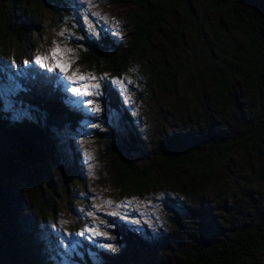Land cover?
Here are the masks:
<instances>
[{"label": "rangeland", "instance_id": "1", "mask_svg": "<svg viewBox=\"0 0 264 264\" xmlns=\"http://www.w3.org/2000/svg\"><path fill=\"white\" fill-rule=\"evenodd\" d=\"M190 1L191 20L181 8L176 15H168L158 36L152 39L153 45L136 53L116 76L107 69L104 58L89 63L82 54L88 51L87 40L99 42L103 38L112 43L114 49L106 47V54L126 47L131 29L128 17L137 11L133 0H93L90 8L87 0H26L27 15L39 25L38 47L30 51V57L47 54L49 49L59 45L62 49L74 50L66 57H58L62 61H76L69 74L91 72L99 76L106 73L109 78L127 76L134 83L126 84L127 91L122 92L117 85L102 81L101 96L80 97L66 90V85H71L62 73L41 67L33 58L35 71L51 77L66 107L79 112L78 122L73 127L65 122L61 130H56L45 127V121L53 117L57 122L59 118L48 117L14 98L7 90L11 86L9 73L4 76L0 69V95L9 96L3 105L4 114L10 120L24 119L47 128L53 141L54 163H48L51 183L41 187V193L32 187L30 174L28 178L22 176L29 170L20 162L15 167L18 173L10 178L8 189L16 203L19 224L38 223L43 211L42 197H49L56 212L54 217L41 221L49 224L55 233L72 240L70 247H64L65 251H76L80 256L84 250L89 255L88 244L98 250H118L120 246L112 238L110 226L119 221L133 230L151 234L159 263L169 264L171 259L168 252L162 250L163 243L169 242L176 256L179 255L177 248L189 250L191 246L188 238L176 234L171 223L175 216L209 241L221 240L230 226L254 227L264 221V140L257 156L237 154L224 163H214L212 171L198 180L189 179L183 169L175 174L168 172L159 160L158 144L162 138L173 133L184 136L205 120H236L233 113L221 108L208 79L218 71L239 70L230 59V48L243 42L233 33L234 26L223 12L208 10L207 0ZM86 9L109 18L108 23L97 24L99 37L83 25ZM89 19L96 24L95 16ZM117 21L119 28L114 26ZM65 29L74 35H59ZM14 52L13 44L9 46L7 40L0 38V64L8 63L7 68L12 69L9 63L14 61ZM12 70V73L16 71ZM231 87L242 108L250 109L251 94L238 81H233ZM88 100L94 104L88 105ZM95 105H99L100 111H95ZM124 114L129 116L128 120ZM129 135L136 138L137 143H133ZM89 154L92 159L88 158ZM13 155L0 141L2 164ZM128 160L138 167H150L156 175L155 183L146 189L118 188L116 164ZM255 160H259L260 169ZM109 200L112 205L105 203ZM123 201L133 202L117 208ZM183 205L188 209H183ZM225 211L230 214L228 223L223 219ZM89 212L93 215H88ZM112 212L121 215H109ZM86 226L108 235H75ZM80 240L84 245L78 247ZM108 244L112 247H106ZM54 262L75 264L65 262L61 256ZM262 262L264 264V254ZM145 263L159 264L152 256L144 257L142 264ZM91 264L100 262L93 259Z\"/></svg>", "mask_w": 264, "mask_h": 264}, {"label": "trees", "instance_id": "2", "mask_svg": "<svg viewBox=\"0 0 264 264\" xmlns=\"http://www.w3.org/2000/svg\"><path fill=\"white\" fill-rule=\"evenodd\" d=\"M133 3L137 11L128 17L131 29L126 47L106 54V47L114 49L112 43L103 38L99 42L87 40L88 51L82 54L85 61L97 62L104 58L107 69L118 76L136 53L153 45L152 39L158 36L168 15H176L181 8L188 20L193 16L190 0H133ZM25 4L26 0H0V38L7 40L9 46L13 44L15 50L14 63H9L15 72L7 68L8 63L0 64L1 73L4 76L9 73L11 80L7 90L26 106L48 117H60L73 127L78 122L79 112L70 111L52 78L36 72L32 66L34 56L29 54L38 47L39 25L27 15ZM207 9L223 12L229 17L234 26L233 33L243 44L230 48V59L239 70L218 71L208 79L221 108L233 113L236 120H205L184 136L173 133L158 144L163 168L172 174L183 169L193 180L210 173L214 163H224L234 155L257 156L264 140V0H207ZM25 60L29 63L25 64ZM233 81L240 82L251 94L253 104L250 109L244 110L234 95ZM8 97L0 95V141L13 152L14 158H8L4 164L0 161V264H56L54 261L59 256L65 262L75 264H91L93 259L100 264H142L144 257L148 256L159 263L151 234L133 230L119 221L110 226L112 238L120 246L118 250H98L88 244L89 255L84 250L80 256L76 251H65L64 247H70L72 240L55 233L49 224L41 221L54 217L56 212L49 197H42L41 224L33 221L21 225L17 222L16 203L8 189L10 178L18 173L16 164L20 162L27 166L29 172L22 173V176L28 178L30 174L32 187L41 193V187L51 183L48 163H54L53 141L47 128L24 119L10 120L3 112ZM124 118L128 120L129 116L124 114ZM129 138L137 143L132 135ZM255 164L260 169L259 160H255ZM116 166L115 185L118 188L146 189L156 181L155 172L150 167H138L130 160L118 162ZM183 209L188 206L183 205ZM223 219L229 222L228 211L224 212ZM171 223L176 234L188 238L191 246L189 250L177 248L179 255L176 256L170 243H163L162 250L168 252L171 259L169 264H263L264 221L254 227L230 226V231L219 241L198 236L179 221L178 216ZM76 245H84L83 240Z\"/></svg>", "mask_w": 264, "mask_h": 264}, {"label": "snow or ice", "instance_id": "3", "mask_svg": "<svg viewBox=\"0 0 264 264\" xmlns=\"http://www.w3.org/2000/svg\"><path fill=\"white\" fill-rule=\"evenodd\" d=\"M87 4L89 5V8L93 6V0H87ZM89 16H95L96 17V24L93 23L92 20L89 19ZM100 21H104L105 23L109 22V18L107 16L101 15L99 12L92 13L88 9L85 10V14L83 16V25H86V30L89 31L90 33L96 35L97 37L100 36V32L97 31V24H99ZM114 26L116 28H119V22H115ZM75 27V25H74ZM101 31H104L103 28H101ZM59 35L65 36L68 35L69 37H72L74 34L69 33L66 29L62 30ZM82 39L83 37H79ZM74 50L70 48H61L59 45L56 47H53L49 49L47 54H37L34 58L35 63L39 64L41 67L49 69L50 71H57L59 73L63 74L64 79H66L71 87H68L66 85V90L72 92L76 96L80 97H88V96H93V97H98L101 96L102 93V81H109L111 84L117 85L119 89L122 92H126V84H132L134 83L133 80H131L127 76L123 77H115V78H109L108 74L104 73L99 76H97L95 73H83V74H77L76 72H72L69 74V69L71 68V65L74 64L76 61L73 60H64L62 61L58 57H66L69 54H71ZM50 61V62H49ZM14 63V62H13ZM25 64H28L29 61L25 60ZM130 71H135V69H131ZM80 103H85L84 101H80ZM88 105H93L94 101L88 100L86 101ZM95 111H100L99 105H95ZM89 159H92L91 154L88 156ZM133 201H123L121 204L116 205L117 208L119 207H126L130 205ZM108 205H112V201H106ZM88 215H93L92 212H89ZM109 215H121L118 212H112L109 213ZM85 233H91L92 236H106L107 233L100 232L98 231L95 227L89 228L85 227L83 230L80 232L76 233L75 235L78 236H84ZM106 247H112L111 244L106 245Z\"/></svg>", "mask_w": 264, "mask_h": 264}, {"label": "water", "instance_id": "4", "mask_svg": "<svg viewBox=\"0 0 264 264\" xmlns=\"http://www.w3.org/2000/svg\"><path fill=\"white\" fill-rule=\"evenodd\" d=\"M50 117V116H49ZM55 117V116H54ZM53 118V117H52ZM46 119L45 121V126L46 127H54L56 130H61L63 125L65 124V120H63L62 118L58 117L59 119H57L58 121H54L53 119ZM52 120L56 123H52Z\"/></svg>", "mask_w": 264, "mask_h": 264}]
</instances>
